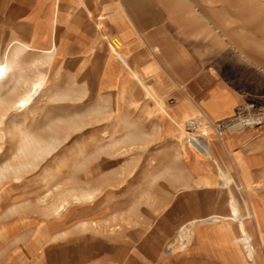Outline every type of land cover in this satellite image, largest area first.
<instances>
[{"label":"rangeland","instance_id":"374dc122","mask_svg":"<svg viewBox=\"0 0 264 264\" xmlns=\"http://www.w3.org/2000/svg\"><path fill=\"white\" fill-rule=\"evenodd\" d=\"M185 2L195 13L197 27L206 29L207 38L212 37V56L223 78L243 92V102L226 119L234 117L237 108L246 102L254 103L264 117V0ZM7 52V43L0 45V61L7 56L13 66L20 65L21 72L9 71L0 83V98H13L0 121V168H14L25 160L15 157L21 134L48 136L54 129L59 135L56 146L33 165L3 171L1 207L15 206L20 215L43 221L59 216L46 209L55 197H44L59 186L63 194L68 193V203L61 213L67 217L69 233H77L84 244L83 263L78 264H98L108 255L111 243L115 244L116 264H156L160 258L173 256L178 262L185 257L181 251L188 249L192 241L200 251H207L210 243H227L226 229L240 237V221L253 243V254L264 258L257 245L258 237L264 247V179L253 184L243 181L241 185L224 153L220 151L221 163L203 138L208 153L198 152L188 145L189 137L185 139L181 124L180 137L173 147L158 142L152 133L142 132L145 127L141 123L133 119L125 122L108 102H98L93 95L84 101L54 95L67 87L52 85L49 70L39 68L43 64H29V55L14 59ZM15 75L21 78L13 86ZM203 130L207 138L213 133ZM188 136L193 135L188 132ZM254 136L261 144L254 152L264 157V122ZM219 171L229 178L227 185L193 186L203 178L216 177ZM82 190H89L91 197L75 199ZM230 196L239 217L232 216ZM199 208L205 212H198ZM208 212L224 214L227 219L195 226L193 239L184 249H175L173 256L164 254L185 222ZM90 221L96 222L95 231H83L81 224ZM59 234L65 235V231Z\"/></svg>","mask_w":264,"mask_h":264},{"label":"crops","instance_id":"0c3cea01","mask_svg":"<svg viewBox=\"0 0 264 264\" xmlns=\"http://www.w3.org/2000/svg\"><path fill=\"white\" fill-rule=\"evenodd\" d=\"M206 36L185 0H0V45L7 43L8 53L25 45L20 54L29 55L28 63L43 64L39 68L49 70L52 85L67 87L54 95L79 101L93 95L125 122L141 123L142 132L173 147L179 124L187 139V119L218 122L243 102V92L214 62L212 37ZM255 131L207 138L202 130L204 137L199 136L221 163L224 153L242 185L264 179V157L254 152L261 145ZM20 214L15 206H0V264L83 263V241L69 233L66 216L43 221ZM225 234L227 243L200 251L192 241L181 251L183 260L174 262L172 255L156 264H264L259 254L248 255L239 235L227 229ZM257 242L264 254L258 237ZM112 244L98 264H116Z\"/></svg>","mask_w":264,"mask_h":264},{"label":"bare ground","instance_id":"6f19581e","mask_svg":"<svg viewBox=\"0 0 264 264\" xmlns=\"http://www.w3.org/2000/svg\"><path fill=\"white\" fill-rule=\"evenodd\" d=\"M25 48H26L25 45L18 44V45H15L12 48L10 53H11L12 57H14V59H15L16 58L15 56L19 55V57H20V55H21L20 53H22V51ZM14 61L16 62V60H14ZM19 66L20 65H17L15 63H14V66H13L9 62V60L7 59V56H6V58H4V60L0 61V83H2L1 81L5 77L6 73H9V71H13L14 72L16 70L17 72H19L21 70V68ZM23 68H24V66H23ZM19 76H21L20 73L18 74V77ZM6 77H5V80H6ZM18 77H16V75L13 77V80H14L13 86H15V82L17 83L18 80L22 76L20 78H18ZM8 78H10V77H8ZM261 78H263V77L261 76ZM259 81H262V80H259ZM10 84H12V83H10ZM6 87L8 88L10 86L8 85ZM7 90H10V89H7ZM1 96H3V95L0 94V97ZM1 98H3V97H1ZM1 98H0V121H1L2 117L4 116L6 110L8 109L7 106H9L11 102H13V98L12 97H11L12 99H1ZM59 129L60 128H58V130ZM206 129H209V128H206ZM47 130H49V129H47ZM55 130H57V129H55ZM62 130L63 129H61L60 131H62ZM51 132H53L54 135L52 133V134H50L48 136H45V135L44 136H40L39 135V136L28 137L26 134H21L19 142H18V145H17V154L15 155V157L16 158L23 157L25 160L18 162L17 166L14 167V168L12 166H2L0 168V179L4 175L3 171H6V170L12 169V168L16 169V168L24 167L26 165H33V163L35 162V160L38 157H41L43 154H48L51 151V149H53L56 146L57 140H58L57 136L59 135L58 131H54V129ZM187 142L189 143V141H187ZM199 144L201 145V148L194 147V145L191 142L188 145L192 146L194 149H196L201 154L206 155L208 153L207 143H205L204 141H201V142H199ZM228 181H230V180H229L228 177H226V174H224L222 171H219L216 177L203 178L200 183L195 184L193 186L194 187H203V188H209L211 186L212 187L213 186H224V185L228 184ZM54 191L57 192V193H55ZM54 193H55V195H53ZM91 194L92 193L89 190H82V191H79L78 195H76L74 198L75 199H79V198H86L87 199V198L91 197ZM66 195H68V193L63 194V192H62V190H61V188L59 186L53 187L51 191L46 192L45 195H44V197H50V196L55 197L54 201H52L47 206L46 209H48L54 215H60L61 211L65 208L66 204L68 203V201L65 199ZM228 205L230 207V211L232 212V216L234 218H235V216L239 217V215H240L239 214V210H238V208H237V206L235 204V201H234L232 196H230V198H229V204ZM197 210H198V212L201 213V209L200 208L197 209ZM213 213H216V212H213ZM224 219H227V216L224 215V214H221V213H218V214H210L209 213V215L207 214L206 216H203V217H200V218H194L193 217V218L189 219L179 229V231L176 233L174 239L171 240L169 246L166 248V252L165 253L163 252V253L166 254V255H172L174 253L175 249H179V250L184 249L187 246V244H189L192 241V239H193V230H194L195 226L219 223V222H221ZM238 223H240L238 225V228L240 230L241 240L243 242V245L245 246V249H246L248 255L251 257L252 256V248H251V245H250L249 236L246 233V231L243 229L241 221L238 222ZM96 226H97V224L94 221H90L89 223L83 222L81 224V228H82L83 231H86V230L95 231Z\"/></svg>","mask_w":264,"mask_h":264},{"label":"built area","instance_id":"2783aa9c","mask_svg":"<svg viewBox=\"0 0 264 264\" xmlns=\"http://www.w3.org/2000/svg\"><path fill=\"white\" fill-rule=\"evenodd\" d=\"M263 122V114L256 111L254 103L246 102L237 108V113L234 117L225 121L212 122L205 118L201 120L197 118L187 119L185 125L193 135L189 136L187 141L191 142L195 147H199V142L202 141L199 133L204 128H209L214 134L220 136L224 131H237L247 128L258 130L262 127Z\"/></svg>","mask_w":264,"mask_h":264}]
</instances>
